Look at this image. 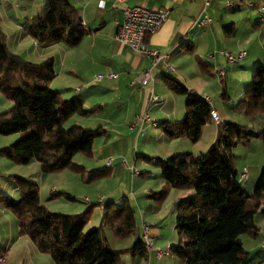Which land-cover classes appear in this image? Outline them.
I'll use <instances>...</instances> for the list:
<instances>
[{"label": "crops", "instance_id": "obj_1", "mask_svg": "<svg viewBox=\"0 0 264 264\" xmlns=\"http://www.w3.org/2000/svg\"><path fill=\"white\" fill-rule=\"evenodd\" d=\"M225 1L227 0H209L205 13L212 22L207 28L201 29L193 27L192 22L202 14L205 0H125V5L128 7L140 6L150 10L168 9L170 12L168 20L160 30L151 35L149 43L169 53V62L175 72L168 73L164 66L159 64L152 69V82L146 85H133L134 79L150 68V62L114 40L116 22L121 18V11L114 6L112 0H69L78 10L85 24L84 29L87 31L80 44L74 48H67L62 44L43 47L26 34L25 26L40 15L45 0H0V28L7 37L9 50L34 63L52 58L56 77L51 83V89L59 92L65 100L80 101L86 110L97 109L86 117L72 116L67 120V125L65 124V127L81 126L87 129L101 127L106 131L103 138L95 139L92 159H76V156L74 162L88 171L101 169L99 168L101 164L104 168V160L110 156L106 152L115 144V140L111 138L110 134H115L119 142L133 136V141L137 140L141 144L142 152L137 148L132 150L130 157L133 158L128 164L136 167L135 169L139 171L138 176L132 177L128 169L121 168V170L114 171L113 179L100 181L102 182L100 186L104 188L107 186L109 191H124L117 189L118 186L124 185L125 187L129 181H133L134 187L131 193L139 211L141 224L148 230L153 242V250L150 251L147 261L125 255L129 259L124 257L121 264H150L153 257L156 260L168 258L164 261H168L170 264L181 263L171 255V250L178 241L175 219L178 205L191 195V191L173 190L160 207L154 208L150 196L159 192L163 186L161 171L157 167L155 159L163 160L183 152L193 155L205 153L215 141L220 123L226 121L238 123L237 120L240 119L238 124H252L240 110L238 118L233 117L234 110L228 106L227 96H222L221 93L224 86L227 88L225 92L228 90L224 83L227 80L230 83V89L233 90L234 102L239 103L242 100L255 66L262 61L264 30L258 31L257 24L260 21L257 17L254 18L256 15L254 12L244 5L226 9ZM247 1L257 4L262 0ZM227 26H232L233 30H225L224 28ZM255 35L256 41L254 40ZM240 50H246V57L243 59L246 62L245 65H235L237 62L233 64V67H226L220 52L234 53ZM190 51L194 52L189 53ZM215 68L224 69L226 76L218 78L214 72ZM105 73H114L116 77L103 79L102 82L105 80L107 83L100 87L92 86L94 82H98L94 80L95 75ZM168 79L180 81L179 83L187 91H193L199 97L208 98L210 106L221 119L218 124L211 120L204 125L200 139L196 143H191L184 137L170 139L160 128L161 123L181 121L185 114L187 96L172 92L166 84ZM80 82L84 85L83 87L78 84ZM154 96L158 98L156 101H152ZM10 106V103L0 94V113L5 112ZM144 112L148 114L151 122L132 128L131 124L135 117ZM256 125L257 128H254L256 131L262 125L264 128V123L261 120H258ZM18 137L19 135H14L6 142L0 140V149L10 145ZM251 146L237 147L234 151L235 166L239 177L243 171L247 173L246 181L239 182L242 187L247 189L253 186L264 168L262 143L260 142L256 153L250 151ZM115 150L118 153L117 159L123 157L122 160H125L126 153L128 150L130 151V148H126L123 143ZM140 156L144 157L143 160L139 159ZM127 157H129V153ZM4 159L0 156V175L4 176L2 183L0 182V193L3 195L16 199L21 196L14 181L5 178L18 174L20 176L15 177L24 178L38 186L39 202L47 209H49L47 203L41 198V190L48 187L47 193L54 194L56 192L55 195L50 194V197L57 198L59 190L53 184L54 182L60 183L61 191L65 194L63 200L76 204L75 206L78 203L79 206H82L80 211L87 209L91 212L92 207L95 206L89 196L92 195L94 187L86 189L78 175L65 170L53 174L52 177V174L41 173L40 167L35 161L22 165L21 169H18L17 165ZM3 165L4 170H2ZM75 186L79 191L73 190ZM69 191L75 194L69 193ZM83 191L88 192L87 196L77 202L72 195H84ZM103 195H99L95 200L98 202L96 205H99V208L94 209V211L100 212L98 221L90 222L88 220L84 232L102 224L106 204L113 202L118 205L123 197H127L124 195L120 199L117 192ZM99 199L103 204L99 203ZM255 223L256 233L254 235L244 234L240 239L247 264H264V250L260 249V244L264 241V218L256 217ZM108 230L110 229L104 228L105 232ZM118 241L126 242V246L121 247L118 243L116 246H110L109 242L108 244L113 250H123L131 247L134 239ZM0 247L5 251L6 261L4 264H52L46 255L38 252L28 238L18 235L17 220L10 212L1 208ZM157 251L165 254L158 257ZM162 262L160 264H163Z\"/></svg>", "mask_w": 264, "mask_h": 264}, {"label": "trees", "instance_id": "obj_2", "mask_svg": "<svg viewBox=\"0 0 264 264\" xmlns=\"http://www.w3.org/2000/svg\"><path fill=\"white\" fill-rule=\"evenodd\" d=\"M82 21L69 0H45L40 15L24 30L43 47L62 44L74 48L87 34ZM224 29L233 30L232 26ZM55 77L52 58L34 63L12 53L0 28V94L11 105L0 113V135H19L15 142L0 149V156L16 165L35 161L43 174L67 170L87 176L88 182L104 179L111 168L88 171L76 164L74 157L92 159L94 141L106 131L101 127H65L70 117H86L95 109L86 110L80 101L63 99L50 87ZM166 84L187 99L183 119L161 123L162 132L169 138L184 137L191 143L198 142L203 126L211 121L212 107L202 97L189 94L181 83L168 79ZM225 89L224 86L222 96H227ZM238 107L252 124L220 123L215 141L205 153L183 152L155 159L163 186L150 196L154 208L160 207L173 190L191 191L177 207L178 241L171 250V255L182 264H247L240 237L254 235L256 217L264 218V168L250 189L242 187L234 151L259 140L264 156V128H252L258 120L264 122V47L262 61L255 66ZM11 178L21 196L16 199L0 193V208L15 217L18 235L28 238L53 264H120L124 255L148 260L150 251L142 234L143 224L128 197H123L118 205L106 204L102 224L84 232L88 223L84 213L50 212L40 204L36 184L20 177ZM104 228L110 229L117 240L133 238L132 246L113 250Z\"/></svg>", "mask_w": 264, "mask_h": 264}, {"label": "built area", "instance_id": "obj_3", "mask_svg": "<svg viewBox=\"0 0 264 264\" xmlns=\"http://www.w3.org/2000/svg\"><path fill=\"white\" fill-rule=\"evenodd\" d=\"M114 6L121 11V18L116 22V31L114 34V40L121 44L122 46L130 49L135 54L147 59L150 62V68L146 71L140 73L132 82L133 85H146L153 81L152 69L159 64H162L168 73H174L175 69L169 62V53L162 51L159 48L150 45L149 39L151 35L156 33L161 27L165 24L170 16L168 9H157L150 10L140 6L128 7L125 5V0H112ZM122 5L121 7H118ZM209 5V0H205L204 10L202 14L192 22V26L204 29L211 24V18L205 13V8ZM244 5L249 10H255L258 15L260 22L264 25V0L259 3H252L247 0L232 1L227 0L224 2L226 9H233L235 6ZM82 25L84 22L82 21ZM220 55L224 58L226 64H234L239 61H242L246 57V52L240 50L234 53L227 51H221ZM213 57V56H211ZM215 75L218 78H223L226 76V71L222 68L214 69ZM116 75L114 73H105L95 75V81H102L103 79H113ZM189 94H195L193 91H189ZM158 98L156 96L152 97V101H156ZM203 100L209 104L210 100L208 98H203ZM211 120L215 123H220L221 119L217 112L213 109L211 110ZM151 119L149 118L146 112L137 115L131 124V127L134 128L136 125H142L144 123H150ZM114 159L107 157L105 159V167L111 168ZM121 166L125 167L130 171L132 177L138 176L139 171L136 170L133 165H128L125 160L121 161ZM247 179L246 171H243L240 174L239 181L245 182ZM99 203H102V200L99 199ZM143 227L144 240L149 251L153 250V243L150 236L147 233V229ZM260 249L264 250V241L260 244ZM163 252L157 251V256L160 257ZM6 261L3 249L0 247V264H4Z\"/></svg>", "mask_w": 264, "mask_h": 264}, {"label": "rangeland", "instance_id": "obj_4", "mask_svg": "<svg viewBox=\"0 0 264 264\" xmlns=\"http://www.w3.org/2000/svg\"><path fill=\"white\" fill-rule=\"evenodd\" d=\"M251 12H254L256 15H254L255 17V19H256V17L258 18V15H257V13L255 12V10L253 11V10H251ZM259 19V18H258ZM260 21V20H259ZM257 28H258V31L259 30H264V25L260 22V23H258L257 24ZM254 40L256 41V35H255V37H254ZM246 51V50H245ZM194 51H190L189 53H193ZM245 63L246 62H244V60L243 61H239L237 64H235V65H245ZM226 65V67H233L234 65L233 64H229V65H227V64H225ZM177 79V78H176ZM180 82V81H179ZM107 82H105V80L102 82H94L93 83V85L92 86H96V87H100V86H102V85H105ZM183 83V82H182ZM225 84H226V86L228 87V90H227V98H226V102L227 103H229V107H232V109L234 110L233 112H232V116L233 117H237L238 118V116H239V113H238V111H239V107H238V102L236 101V102H234V98H233V94H232V92H233V90L232 89H230V83H229V81H225L224 82ZM78 84H80V86L81 87H83L84 85L80 82V83H78ZM177 96V95H176ZM233 102V103H232ZM96 111H97V109H95ZM246 117V116H245ZM248 119V118H247ZM238 120H240V119H238ZM237 120V122L239 123L240 121H238ZM241 122H243V121H241ZM251 123V122H250ZM264 123V122H263ZM66 125H67V121H66V123H65ZM240 124H243V123H240ZM252 128H257V125L255 124V125H253V127ZM261 128H263V125L261 126V127H258V130L259 129H261ZM110 136H111V138H113L114 140H115V144H114V147L113 148H111L110 150H108L107 152H106V154L107 155H110V156H108V157H111V158H113L115 161H114V163H113V165H112V167H111V169H110V172H108L109 173V175L107 176V177H105L104 179H99V180H96V181H94V182H88L87 180H86V178H87V176L84 178V177H82V176H79V179H80V181H82V182H84V187H86V189H91V187H94L93 188V192H92V195H89L90 196V198H91V200H92V202H93V204L95 205L94 207H92V210H91V212L90 211H88V213H85V212H87V209H86V211L85 210H83V211H80L81 209H82V206H79L78 205V203H77V206H78V208H77V206H75L76 204H71V202H68V201H66V200H63L64 199V192H62L61 191V185H60V183L59 182H54L53 184L54 185H56L57 186V188H58V190H59V192H58V195L59 196H57V198H55V196L54 197H50V194L49 193H47L46 191H48V187H44V189H42L41 191H42V200L44 201V202H46L47 203V206H48V210L50 211V212H53V213H58V214H67V215H73V214H85L87 217H88V220L90 221V222H95V221H98V218L100 217V212L99 211H94V209H96V208H99V205H96L98 202H96L95 200H96V197H98L99 195H103V194H107V193H114V192H117V196H119L120 197V199L125 195V196H127L131 201H132V203L134 204V206L136 207V204H135V201H134V197H133V195H132V193L131 192H133V187H134V185H133V181H129V183H127L126 185H125V187H124V185H121V183H119L120 185H121V187H119L118 186V188L117 189H122V190H124V191H109V188H107V186H106V188H104L103 186H100V184L102 183V182H100V181H102V180H111V179H113L112 178V175L114 174V171L115 170H121V168L122 169H126L125 167H122L121 166V161H122V158L123 157H121L120 159H117L118 157H117V151L115 150L117 147H121L122 146V144L123 143H125V145H126V148H130V151L128 150V153H129V157H127V154L128 153H126V157H125V160H126V162H127V164H130L129 162H131V160H132V156L130 157V153L132 152V150H136V148H137V150H140V152H142L141 150V144L140 143H138V141L136 140H134L133 141V136H131V137H127V138H125L124 140H123V142L121 141V142H119V140L118 139H116V137H115V134H110ZM10 137H14V135H11V136H2V135H0V140L1 141H4V142H6V141H8V139L10 138ZM104 137V135L103 136H101V138H103ZM169 138V137H168ZM171 139V138H170ZM15 142V141H14ZM259 144H260V141L259 140H256V141H254L253 142V144H252V146H251V149H250V151H252L253 153H256V151H257V149H258V146H259ZM1 146V145H0ZM138 152V151H137ZM135 153V152H134ZM2 158H4V157H2ZM80 158H84L83 156H81V155H77V158L76 159H80ZM107 158V157H106ZM105 158V159H106ZM143 158L144 157H142V156H140L139 157V159H142L143 160ZM85 159V158H84ZM124 159V158H123ZM5 161H7V159L5 158L4 159ZM105 161V160H104ZM13 165H16V164H13ZM236 165V164H235ZM18 167V169H21V166L22 165H17ZM103 167V164H101V166L99 167V168H102ZM4 165H3V168H2V170H4ZM136 168V167H135ZM54 174H58V173H54ZM74 174V173H73ZM75 175H77V174H75ZM14 176H20V175H18V174H15ZM52 177H53V174H52ZM3 178H4V176H2V175H0V182L2 183V180H3ZM6 179L7 178H9V176H7V177H5ZM12 179V178H11ZM84 179L87 181V182H85L84 181ZM8 180V179H7ZM10 180V179H9ZM13 180V179H12ZM14 181V180H13ZM122 181H123V178H122ZM116 182L118 183V180H116ZM124 182V181H123ZM73 190L74 191H79V189L77 190V187L75 186V187H73ZM160 191V190H159ZM84 193V195H72L74 198H76V201L77 202H80V201H82V199L85 197V196H87V191L85 192V191H83ZM121 192V193H120ZM69 193H73V194H75L74 192H72V191H69ZM56 194V192L54 193V194H51V195H55ZM80 194V193H79ZM90 194H91V192H90ZM155 194V193H154ZM153 194V195H154ZM153 195H152V197H153ZM78 196V197H77ZM104 196V198H105V195H103ZM119 197H117V198H119ZM151 197V199L154 201V199ZM59 199H62V200H59ZM120 199H118V200H120ZM52 200V202H50ZM154 205V204H153ZM137 208V207H136ZM137 211H138V209H137ZM139 212V211H138ZM89 227H91V226H89ZM88 227V228H89ZM147 233H148V230H147ZM149 235V234H148ZM105 236L107 237V240H108V242H109V244H110V246H116L117 244L116 243H118V245L119 246H121V247H125L126 246V242H119L118 240H116L114 237H113V235H112V233H111V231L110 230H108L107 232H105ZM150 236V235H149ZM152 240V239H151ZM116 241V242H115ZM153 243V242H152ZM3 252H4V256H5V251L3 250ZM163 254H165V253H163ZM162 254V255H163ZM161 255V256H162ZM47 256V255H46ZM48 257V256H47ZM124 257H125V259H129V257H126L125 255L124 256H122L121 257V260H123L124 259ZM6 259V258H5ZM48 259H49V257H48ZM166 259H168V258H163V260H156V258L155 257H153V260H152V262L150 263V264H160L161 263V261H163L162 263L163 264H170V263H168V261H164V260H166ZM50 260V259H49ZM129 261V260H128ZM177 261V260H176ZM52 263V262H51ZM122 263V262H121ZM120 263V264H121ZM178 263V262H177ZM182 263V262H181ZM180 263V264H181ZM53 264V263H52Z\"/></svg>", "mask_w": 264, "mask_h": 264}, {"label": "bare ground", "instance_id": "obj_5", "mask_svg": "<svg viewBox=\"0 0 264 264\" xmlns=\"http://www.w3.org/2000/svg\"><path fill=\"white\" fill-rule=\"evenodd\" d=\"M5 263V262H4Z\"/></svg>", "mask_w": 264, "mask_h": 264}]
</instances>
